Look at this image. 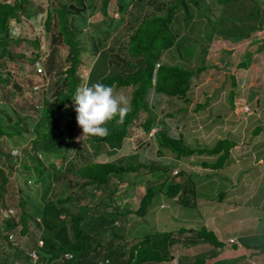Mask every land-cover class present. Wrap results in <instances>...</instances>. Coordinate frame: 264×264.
<instances>
[{
  "label": "trees",
  "instance_id": "16d2710c",
  "mask_svg": "<svg viewBox=\"0 0 264 264\" xmlns=\"http://www.w3.org/2000/svg\"><path fill=\"white\" fill-rule=\"evenodd\" d=\"M28 0H0V83H9L12 90L16 93L17 98L21 96H29V93L36 95L40 94L38 91L43 90L42 88L34 89L33 85L36 84L33 79L28 77L27 65L31 69L34 62L40 57H43L42 64L44 68V75L50 74L51 81L54 83V90L51 93L52 102H49V112L45 115V129L41 132L38 138L33 137L28 140L32 144L31 148L28 149L27 145L22 149L18 146H13L10 149L4 148L3 137H23L22 134L25 131L24 122L26 118L25 109L21 106L16 108V117L9 118L8 121H4L0 115V152L6 151L4 156L9 159L11 167L17 162L16 158L22 154H27L29 150L35 151L38 148L36 146L44 147V152L49 153L50 156L66 159L68 165L60 169L56 163L51 160L52 172L46 171V169L39 167L36 163L32 164L33 169L36 170L37 177L35 180L40 181L38 187L35 189L44 188L42 200L36 201V194L27 195L24 198L21 197L19 201L21 211L19 213V220H15L13 217L0 220V238L2 237L3 229H13L20 223L19 230L24 233H29L28 219L29 215H38L40 222L38 223L42 230L40 231V238L43 240V244L38 248L40 254V262L45 264L47 262H55L56 259L61 258L62 260L57 264H98V255H101L102 260L108 259L110 264H132L137 262L138 254H142L140 259L149 258L150 260H159L161 257L159 245L162 248L165 246V241L168 240L169 235L166 232L163 234L162 239L154 242L156 238L160 236V232H153L150 234H144L141 237L134 239L131 244L129 241L118 245L119 252L112 248L114 243L111 244L118 236L114 233V237H110L103 243L96 241V236L99 234L108 224L112 223L116 218L126 219L129 218L131 212L130 209H119L116 208L117 212L114 216L107 215V209L101 211H95L97 206L101 203L102 197L95 193L96 190L102 189L104 184L108 182V177L111 174L120 173L122 178L129 172L134 175L143 174L139 168L147 166L149 172L159 171L162 175L165 171L168 172L169 168L183 157H188L194 153H214L221 152L213 162L206 160L201 161L205 166L219 167L221 166L229 155V150L235 141L227 137L219 138L211 147H200L199 145L191 146L186 143L183 138L182 130L179 131L178 135H172L167 128L166 123L163 120L159 121L161 128L152 134L154 141L156 140L158 148L156 152L163 154V152H170L171 156L167 157V163L151 162V161H139L136 164L123 165V158H119L117 161L108 159L106 161H93L88 159L90 155L89 149L84 144L75 147L72 155H68V152L60 151L57 141H55L56 129L60 124L56 112L67 103L70 102L72 106H75L73 96L77 87L81 86L84 78L85 64L83 52H87L86 46L83 45L81 40V31L76 27L72 21L75 14L80 13L81 9H84L86 0H47L48 6L46 8V15L43 22V32L45 39L44 50L41 51L39 38H26L25 36L13 35L9 31V24L11 20H20V10L23 9L25 3ZM90 5L94 7L95 12H100L104 16L107 15V22L109 21V1L110 0H89ZM118 3L117 9L124 11L129 2L127 0H115ZM134 0H131L133 2ZM225 4H231V2L237 0H219ZM255 8L249 9L244 12V8L237 10V12H231L232 14L238 15L235 19L231 18V28L227 29V33L230 37L242 39L250 35L251 32L264 27L263 16L259 13L260 2L253 0ZM188 2L200 7L197 0H165V4L156 5L155 9L159 11L146 12L144 9L143 17L139 19L138 25L134 28V31L129 35L127 44V53L131 59L123 60V63L111 65L108 69L105 66L104 69H99V66L89 64L86 71L90 69L88 84L103 83L111 87H120L133 85L129 100H130V111L123 124H117L115 120L109 122L106 127L109 129L107 137L100 138L95 137V140L101 142V145L105 147L107 145L115 148L122 147L123 139L127 136L133 135L135 131L141 129L142 131L148 132L154 124V118L149 111L148 98L151 92L165 94V96H179L184 99L187 98V92L190 88L191 79L200 69V67H189L183 62H166L159 63L163 51L176 45V36L173 31L177 19V12L179 8L183 10L181 15L184 20L189 14ZM163 12H160L162 11ZM255 16L242 17L246 13L254 12ZM94 15V14H93ZM245 18H253L254 21L259 22L258 25L246 22ZM240 23V24H239ZM110 26L107 25V32ZM246 29L245 31H243ZM229 30V31H228ZM105 38H107L105 36ZM24 40L30 41L32 51L26 53L18 47ZM93 48L96 50L97 45L100 44V39L93 41ZM113 44L111 47H113ZM92 48V47H91ZM107 51L110 49L107 48ZM91 51V49H90ZM89 51V52H90ZM246 59H243L237 63V66L244 67L250 61L248 51L245 53ZM107 59L109 55L107 54ZM14 63L16 66L13 69V75L18 78H11L7 80V76H10V70H5L2 73V69L8 64ZM159 63L158 67L155 68V64ZM84 65V66H83ZM108 65V62H107ZM125 68V69H124ZM36 69V67H35ZM34 69V72H35ZM100 70V77L95 81V72ZM126 70V71H125ZM98 73V72H96ZM36 74L37 71H36ZM98 74V76H99ZM5 76V78L3 76ZM43 75V74H40ZM231 88L229 90V97L233 101L235 95L234 86L236 80L234 75H231ZM46 79L43 77L40 79L38 84L43 85V81ZM91 80V81H90ZM49 81V80H48ZM47 90V89H46ZM10 91V96L14 95V92ZM42 97V94H41ZM43 103V101H42ZM35 103L36 110L41 103ZM202 103H197L194 107L198 109ZM41 107V106H40ZM181 108V107H180ZM141 111H146V115L139 121L137 118L140 116ZM184 110L178 113L184 112ZM72 111L71 118L67 121V136L73 141V134L75 130V114ZM177 113V111H175ZM143 136V135H142ZM146 138L142 137L143 142ZM146 145H150V142H146ZM16 148L19 150V154L14 155L12 149ZM67 157V158H66ZM37 158V155H35ZM145 162V163H142ZM21 167L26 169L30 168L28 162H20ZM146 169V170H147ZM145 170V171H146ZM147 170V171H148ZM146 171V172H147ZM45 172V173H44ZM176 175L183 173V169H179ZM124 173V175H123ZM137 173V174H136ZM174 175V174H173ZM181 175V174H180ZM24 179L26 182L32 178V174L24 173ZM127 177V176H126ZM3 181L6 183L7 178L2 176ZM175 180V178H173ZM52 180H55L62 185V189L56 192V199H46L45 196L50 191L49 187L52 184ZM25 181H23L24 183ZM141 180L139 179L138 183ZM171 184V183H170ZM169 184V185H170ZM171 189L167 188L166 195L175 196L177 195L178 200H181L184 196L187 198L190 195H186L187 191H194V184L192 181V174L189 172L187 177L182 181H175ZM128 185H126V188ZM159 185L156 190H160ZM104 189V188H103ZM152 186L146 185L145 190L151 191ZM28 190V189H27ZM145 195V194H144ZM143 195V196H144ZM86 198L89 200L84 201ZM147 201L143 198L139 206L136 208L140 214L147 212ZM141 205V206H140ZM91 212V214H90ZM91 215V216H89ZM35 217V216H34ZM65 217H69V225L65 221ZM207 239L213 245H217L219 240L213 238V234H210V230H206ZM203 233V232H202ZM205 234V233H203ZM212 235V236H210ZM5 237V235H4ZM154 242V246L151 244ZM168 242V241H167ZM97 246L99 248H97ZM141 246V247H139ZM139 247V248H138ZM110 248V249H107ZM101 249L102 252H99ZM69 251L73 254L70 258L63 257V253ZM138 252V253H137ZM13 259H9V255L6 254L4 257H0L2 264H16L20 254L13 252ZM139 256H138V260ZM146 259V260H149ZM193 264H199L198 258ZM21 263L20 260H18ZM158 264H164L160 262Z\"/></svg>",
  "mask_w": 264,
  "mask_h": 264
},
{
  "label": "rangeland",
  "instance_id": "374dc122",
  "mask_svg": "<svg viewBox=\"0 0 264 264\" xmlns=\"http://www.w3.org/2000/svg\"><path fill=\"white\" fill-rule=\"evenodd\" d=\"M164 1L165 0H134L131 2V0H127L126 2L129 3L127 4L126 9L124 11H119L117 9L118 3L115 0H110L108 15L111 16H108V22L107 15L104 16L103 14H100L99 11L95 12L94 7H88V5H90V1H85L83 7L84 9H81L80 13L78 12L75 14L72 21V23L80 29L82 43L86 46V50H88L87 52H83L85 64V66H83L85 68V72L81 85H85V83L88 84L90 72L93 67L92 65H94L95 68L96 65L99 66V69L101 70L104 69L105 66H107L109 69L110 66L114 64H117L119 67H121L119 63H123V60L131 59L125 46L127 44L129 35L138 25L139 19L143 17L144 9L146 12H152L154 10L159 11L155 9V6L161 5L162 3L165 4ZM257 1L260 2L261 7L259 8V13L263 16L264 21V0ZM197 2L200 7H196V5L188 2L189 14L184 20L181 17L183 10L179 8V11L176 14L178 17L176 19L175 26H173V31L177 37L176 45L170 48L169 52L172 53L170 57H168L167 52H163V58L159 60V63L163 61L183 62L192 68L200 67L201 70L193 75L191 79L190 88L187 92V98L184 99L183 97L179 96H165V94H155L154 91L151 92L148 101L149 111L154 118V124H152L150 130L145 132L141 129H138V133L136 131L133 132L135 134H133V139L128 136L123 139L122 147L115 148L114 146H108V149L107 145L103 147L101 142L95 140L94 136H83L82 128L77 123V113L75 111V106H72L70 102H67L60 109V111L56 112V115L60 120V124L58 125L55 132V141H57L61 152L66 151L68 152V155H72L75 147L84 144V146H86L90 151L88 159L93 161H106L108 159L117 161L119 158L124 157L122 163L123 165L130 163L136 164L141 160L147 162L161 160L163 161L162 163H167L166 159L167 157L171 156V153L163 152L162 155L157 153L156 148H158V144L156 140L154 141L153 139H150L152 138V134L161 128L159 121L163 120L166 123L168 131L172 135H178L180 130H184L186 128H188L187 132H197L202 135H206L205 123L200 122L195 118L196 116L194 113L196 111L194 107L199 102L207 103L211 101H214V103L217 104H219L218 102L226 103V106L228 107V104L232 101L229 97L232 74L236 80V84L234 86L235 95L233 97L232 104L239 107V116H237L235 119L237 120L236 123H238L239 129H242V125L246 126L251 122L249 119L244 118L247 113L242 111L245 103L250 105V110L251 107H253V104L264 103V27L261 28V30L258 29L251 32L250 35H245L247 37L237 39L235 41L234 38L230 37L227 33V29L231 28L230 21L227 20L231 18L235 19L238 16L229 12L231 10L234 13L237 12V10L244 8V12H246L252 6L253 7L251 9H257L258 7H254L255 3L253 0H237L231 2V4H225L219 0H197ZM47 6V0H28L25 3L23 9L20 10V20L10 21V33L22 37L25 36L26 38L37 37L39 38L41 51L44 50L46 37L44 36L43 32V22L46 15ZM160 12H163V10ZM255 13L256 11L246 13V15H242V17H254ZM245 20L247 24L252 22L254 25L259 24V22L254 21L253 18H245ZM108 24L110 28L107 32ZM245 30L246 29L243 31ZM105 36L107 38H105ZM98 39H100L101 45H97L96 50H94L93 41H97ZM113 44L115 45L111 47ZM32 47L30 41L24 40L21 42V45L18 47V49H21L26 53H30L32 51ZM107 48L110 50L107 51ZM247 51L249 53L248 57H250V61L244 67L237 66L239 61L246 59L245 53ZM107 54L109 55V59H107ZM42 60L43 57L41 56V64ZM159 63L157 62L155 64V68L158 67ZM89 64L92 65L90 69L86 71V68ZM15 66L16 65L14 63L8 62L7 66L2 69V73H4L7 69L10 70V76L6 77L8 81H10V79L13 77L20 79L18 74V77L13 75V69ZM27 69L28 72L26 75L35 82H40V79L43 77L46 79L43 81L42 92L38 91L40 94L33 95L29 93V96H21V98L18 99L16 93L12 90V87L9 83H0V115L2 116V119L4 121H8L9 118L16 117V108L18 106L23 107L25 109L24 113H26V118L23 125L25 127V131L22 134L23 137H3L5 141L4 148L7 149H10L13 146H18L22 149L27 143V148L30 149L32 144L28 142V140L30 137L38 138L41 132L45 129V115L49 112V105L51 106L49 102H52L51 93L55 86L53 81H51L50 74H36L35 67V72L33 68L30 71L29 65H27ZM99 71L96 70L98 73L95 72V81L100 77ZM3 77L5 78V76ZM132 88L133 85L113 87L116 93L125 95L128 97V99ZM10 91L14 92L13 96H10ZM207 99L208 101H206ZM39 102L41 103V107L37 106V108H40L41 112H39V110L37 112L35 106V103L39 104ZM179 107H184L185 111L177 114L175 113V109ZM72 111L74 112L73 114H75V130L73 134V141L70 142V139L67 136L66 123L71 118ZM224 112H222V114ZM145 115L146 111H141L137 121L141 120ZM188 115H191L192 118L188 119ZM253 115V113H250L247 115V117L251 118ZM185 117L186 121L183 125ZM220 121V123L223 124L222 116L220 117ZM255 124H257V122ZM222 128H224L223 125H219L216 127V131H220ZM142 135L146 139L140 143L143 137ZM213 135H215V133H213ZM217 135L225 134H221V132H219ZM198 138H200V136H198ZM148 141L150 142V145H146V142ZM194 142L197 145L199 144V141ZM36 147L38 148L37 150H29L27 154L21 153V155L16 158L17 162L20 161L23 163H29L30 168L28 167L26 169L21 167L20 162L17 164L14 163L11 167L9 164V159L7 156H4L6 151L2 150V152H0V206L11 207L12 213L14 214H16L17 211L21 209L19 204L21 197L24 198L27 195L33 196V194H36L35 198L37 202L43 199L42 195L44 188L41 190L39 188L35 189V187H38L41 184L40 181L35 180L38 173L33 169L32 164L36 163L39 167L43 166L46 171H51V173H53L51 160L55 162L57 167L60 169L68 165L66 159L50 156L48 152L47 154L44 152V147L39 145ZM219 153L221 152H218V154ZM211 154L212 155H209L204 152L203 154L200 153L199 155H189L187 158L183 157L181 160L173 164L169 168L168 172L165 171L162 175L160 174L159 178H156V176L153 174V176L156 178L153 179L156 185H151L152 189L149 192L145 190L146 185H144V183L135 185L138 183L139 179L141 182H145V176L147 178L150 177V173L148 172L150 169L148 170L146 165L139 168L140 171L144 172L140 175H134V173L130 172L125 174L128 176L127 178L126 176L122 178L120 173L111 174L108 177L109 184L105 183L103 186L104 189L100 188L95 192L98 193L97 195L102 197V201L97 206L95 211L107 209V215L113 216L117 207L124 206L126 208L135 209L140 201L144 198L145 201H147V207L149 208L152 206L149 210L152 214H149L147 217H145L143 221H137V223L145 222L147 225L151 224V227H143L140 230L141 232L146 233L153 231L160 226L161 218L166 216L170 210V208H165V206H167L165 200L161 201L159 206V203H157L158 200H156L157 195L159 194V197L164 198L163 196L167 190V188H165L167 186L166 183L169 181V179H181L184 173L183 172L180 173L181 175H176L179 173L177 172L173 175V169L176 168L178 171L179 169H183V171H185V167L188 171L190 169H196L197 167H201V161L210 159L214 155H218L217 153ZM35 155H37V158H35ZM216 157L217 156H215L214 159H216ZM228 158L229 157H227V160L224 161L221 166H223L228 161ZM145 170L148 172V175H146L147 172ZM24 173L32 174V178H30V180L27 182L24 179ZM2 176L7 178L6 183L3 181ZM23 181L25 182L23 183ZM126 185H128L127 188ZM159 185L161 186L160 190H156ZM49 189L50 191L45 196V198L55 200L57 197L56 192L62 189V185H59L58 182L52 180V184ZM190 194L191 191L186 192V195ZM167 197L173 196L167 195ZM167 197L166 199L168 201L174 200V198L170 200ZM89 199L90 198H86L84 201ZM180 202L183 204L178 208L180 209L182 215H185L189 212L196 213L197 210L195 206H187V204L185 205L186 200L184 197L180 200ZM171 204L172 203H170V205ZM159 208L161 210H159ZM174 208L176 209L177 207L174 206ZM139 218L141 217L134 216L130 221H123V225L121 223L107 225L101 229L95 240L103 243L108 239L109 231L113 230L118 234L116 241H118V243H123L127 238V233L125 231H128L129 236L132 235L136 228L135 221ZM64 219L67 225H69V217H65ZM165 220V227L172 225L170 220L166 218ZM176 220V224L180 222L178 218ZM1 224L2 222L0 221V225ZM19 228L20 223L17 224V227L13 228L15 233L14 242H11L7 237H4L7 230H2V237L0 238V257H4L6 254H8L9 259L12 260L14 257L13 252L16 251V253L20 254L18 260H22L24 264H31L26 259L25 252L31 250L35 245H37L38 240L40 239L39 232L42 230V227L36 222H32L29 225V233L24 234L19 230ZM172 228H175L176 230L178 227L174 226ZM121 230L124 232H117ZM135 238L137 237L128 240L129 243L131 244ZM161 239V236H159L154 242H157ZM154 242L151 244V247L154 246ZM165 243L166 245L164 248H162V245L157 247L160 248V254L165 258L160 257L158 259H164L163 261H165V263L170 262L173 264L174 257H172L173 260L168 259L171 255L167 252V249L170 250L167 240ZM177 245L181 246V243L177 242ZM183 246H185V244H183ZM97 248L99 247L97 246ZM99 252H102L101 249ZM166 252L168 258L163 255ZM97 259L98 261H101V255H98ZM60 261L61 258L56 259L55 262H47L45 264H57ZM156 262L158 261L149 259L148 261L142 263L134 262L133 264H158ZM0 264H2V261Z\"/></svg>",
  "mask_w": 264,
  "mask_h": 264
},
{
  "label": "crops",
  "instance_id": "0c3cea01",
  "mask_svg": "<svg viewBox=\"0 0 264 264\" xmlns=\"http://www.w3.org/2000/svg\"><path fill=\"white\" fill-rule=\"evenodd\" d=\"M170 48L163 51L167 52L168 57L172 54L169 52ZM218 103L220 105L214 101L202 102L198 109L194 108L195 118L205 123L206 135L187 132L188 128L182 130V134L186 143L195 146L197 144L194 141H199L200 147H211L219 138H231L235 144L229 150L228 161L219 167L205 166L202 163L201 167L189 171L185 167L184 177L175 180L169 179L165 188L171 189L175 181L184 180L189 172L192 174L194 191H191L190 199L186 196L184 199L186 200L185 205L196 207V213L189 212L182 215L178 207L183 203L178 200L177 195L167 197L165 191L164 198L159 197L158 194L156 200H158L159 206L161 201H166L165 208H170L168 214L161 218L160 226L150 232L140 231L145 226L151 227V224L147 225L143 222L138 235L142 236L147 233L151 235L157 231L160 232L162 238L163 234L167 232L170 248V250L167 249V252L171 256L168 258L167 252L163 255L171 260L174 257L173 264H193L197 260L196 258L199 259V264H264V103H255L249 110L250 112H246L244 118L251 122L246 126L242 125V129H239L237 120H235L239 116V107L233 105L232 101L228 107L226 103ZM181 110H184V107L175 109L177 114ZM222 112L224 113L222 114ZM250 113L254 114L251 118L247 117ZM221 116L223 124L220 123ZM189 118L192 116L188 115ZM185 121L186 117L183 125ZM256 122L257 124H255ZM219 125H223L224 128L216 131V127ZM219 132L225 135H217ZM203 153L201 152V154ZM216 153L218 154V152L213 154ZM207 154L212 155L211 153ZM218 155L206 160H213ZM152 162H160V160ZM149 173V178L144 174L145 182L135 185L143 183L144 185H156L153 181L155 178L153 174L158 178L160 172ZM166 197L170 200L174 198V200L168 201ZM170 203L172 204L170 205ZM174 206L177 208L175 209ZM151 207H147V212L142 214L143 220L152 214L149 211ZM159 210L161 209L159 208ZM165 218L170 220L171 226L165 227ZM177 218L180 222L176 224ZM174 226L178 228L175 230L172 228ZM206 230H210V234L214 235L210 236L219 240L217 245L209 242L207 239L209 233L206 234ZM229 238H234V241L230 242ZM177 242H180L181 246H178ZM141 255H138L139 259ZM161 258L165 257L161 255ZM144 259L141 258L140 263L148 261L146 259L149 258ZM163 260L159 259L156 263L171 264L170 262L165 263Z\"/></svg>",
  "mask_w": 264,
  "mask_h": 264
},
{
  "label": "clouds",
  "instance_id": "9594fccd",
  "mask_svg": "<svg viewBox=\"0 0 264 264\" xmlns=\"http://www.w3.org/2000/svg\"><path fill=\"white\" fill-rule=\"evenodd\" d=\"M39 88H42V86ZM72 98H73L74 103H75V111L77 113V117H76L77 123L82 128L83 136H94V137H100V138L107 137L109 134V129H108V127H106V125L113 120H115V122L117 124H123V122L127 116V113L130 111V100L128 99V97H126L125 95L116 93V91L113 89V87H111L109 85H105L103 83H99V82L94 83L90 86L89 85H81V86L77 87L75 90V94ZM243 112L246 113L247 111L243 110ZM136 132L138 133V131H136ZM134 135H131L128 137L133 139ZM173 174H175V173H173ZM120 207L121 208H119V209H130L131 210V212L129 214V218H126V219H122V217L116 218L112 223H110L108 225H113L115 223H118V224L121 223L123 225V221H125V220L130 221L134 216H139L141 218H139L135 221L136 228H135L133 234L129 236L128 231L127 230L125 231L127 233V238L124 242L131 240L134 237H141V236H138V231L143 226V222L137 223V221H143V217H142L143 215L140 214L136 210L137 207L135 209L126 208L124 206H120ZM20 211H21V209L18 210L16 214H14V213H12L11 207H9V206L8 207H1L0 206V220L6 219L8 217H13L15 220H19ZM116 212H117V210H116ZM28 220L29 221H28V228L27 229H29V225L32 222H36L38 224L40 222V217L38 215L30 214ZM117 232L122 233L124 231L121 230V231H117ZM5 233H6L5 237H7L9 239V241H11V242L15 241L14 229L12 230L10 228ZM114 233H116V232L113 230H110L108 239L110 237H114L113 236ZM39 234H40V232H39ZM113 243H114V247H112V248L116 251V253L119 252L118 251L119 248H117V247H118V245L123 244V243H118V241H116V238L111 244H113ZM42 244H43V240H42V238H40L38 240L37 245H35L34 248L25 252V257L29 261V263H31V264H42L39 260L40 254L38 252V248ZM139 247H141V246H139ZM107 249H110V248H107ZM31 252H35L36 256H33L31 254ZM65 253H70V252L65 251L63 253V257H65V258H70L73 256L72 253L66 254V255H65ZM138 255H140V254H138ZM20 261H21V263H19V261L17 260V264H24L22 260H20ZM106 262H107V264H110V262L106 258L99 261L98 264H106ZM136 263H140V260H138V256H137V262Z\"/></svg>",
  "mask_w": 264,
  "mask_h": 264
},
{
  "label": "built area",
  "instance_id": "2783aa9c",
  "mask_svg": "<svg viewBox=\"0 0 264 264\" xmlns=\"http://www.w3.org/2000/svg\"><path fill=\"white\" fill-rule=\"evenodd\" d=\"M34 65H35V67H36V71H37L38 74H44V68H43L42 64L40 63V59L36 60V61L34 62ZM41 86H42L41 84L36 83V84L33 85V88H34V89H37V88H39V87H41ZM243 110H244V111H249V110H250V105H249L248 103H245V106L243 107ZM12 153H13L14 155H17V154H19V150L16 149V148H13V149H12ZM177 171H178V170H177L176 168L173 169V173H176ZM229 241H230V242H233V241H234V238H229ZM31 254H32L33 256H36L35 252H31ZM66 254H70V253H65V255H66Z\"/></svg>",
  "mask_w": 264,
  "mask_h": 264
}]
</instances>
